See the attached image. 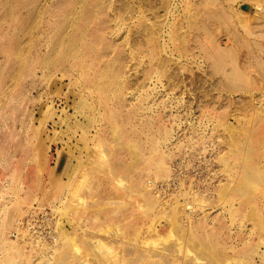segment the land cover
Wrapping results in <instances>:
<instances>
[{
    "label": "rangeland",
    "instance_id": "1",
    "mask_svg": "<svg viewBox=\"0 0 264 264\" xmlns=\"http://www.w3.org/2000/svg\"><path fill=\"white\" fill-rule=\"evenodd\" d=\"M134 1L0 0V264H264V0Z\"/></svg>",
    "mask_w": 264,
    "mask_h": 264
},
{
    "label": "built area",
    "instance_id": "2",
    "mask_svg": "<svg viewBox=\"0 0 264 264\" xmlns=\"http://www.w3.org/2000/svg\"><path fill=\"white\" fill-rule=\"evenodd\" d=\"M151 182V181H149ZM158 193L165 191L168 182H152ZM55 212L50 209H43L40 212H32L17 220V227L11 232L18 240H28L32 244L54 243L59 239L58 222Z\"/></svg>",
    "mask_w": 264,
    "mask_h": 264
},
{
    "label": "bare ground",
    "instance_id": "3",
    "mask_svg": "<svg viewBox=\"0 0 264 264\" xmlns=\"http://www.w3.org/2000/svg\"><path fill=\"white\" fill-rule=\"evenodd\" d=\"M132 1V0H131ZM146 1V3L145 4H147V0H135L134 1V3H137V5H136V8H138L139 10H141V11H145L146 9L142 6V2H145ZM149 2L148 3H150V0H148ZM130 2V1H129ZM165 2V1H164ZM164 2H162V3H164ZM151 3H152V5L155 3V2H153V1H151ZM150 3V4H151ZM157 3V2H156ZM125 4V3H124ZM127 4V3H126ZM130 4V3H129ZM129 4H128V7H129ZM132 5H134L133 3H131ZM166 4V3H165ZM93 5V4H92ZM152 5H150V6H152ZM162 5V4H161ZM164 5V4H163ZM92 7H94V6H92ZM131 8V7H130ZM244 9H245V6L243 7ZM33 9V8H32ZM94 9V8H93ZM35 10V9H34ZM149 10H151V9H149ZM244 11V10H243ZM240 12H242V11H240ZM255 12V11H254ZM248 13V12H247ZM76 14V13H75ZM52 15V14H51ZM252 15H254V14H252ZM255 16V15H254ZM264 20V19H263ZM264 22V21H263ZM245 29H246V31H247V33L248 34H250V35H252V34H254L255 33V30L253 29V28H251V26L249 27L248 25L247 26H245ZM61 37V36H60ZM71 39V38H70ZM66 40V39H65ZM62 43V42H61ZM221 47V45L220 44H218V47ZM219 47V48H220ZM64 49V48H63ZM63 229H65V227L63 226ZM151 255V254H150Z\"/></svg>",
    "mask_w": 264,
    "mask_h": 264
},
{
    "label": "water",
    "instance_id": "4",
    "mask_svg": "<svg viewBox=\"0 0 264 264\" xmlns=\"http://www.w3.org/2000/svg\"><path fill=\"white\" fill-rule=\"evenodd\" d=\"M245 8H247V9L249 8L250 10H252V9H253L252 7H248V6H245Z\"/></svg>",
    "mask_w": 264,
    "mask_h": 264
}]
</instances>
